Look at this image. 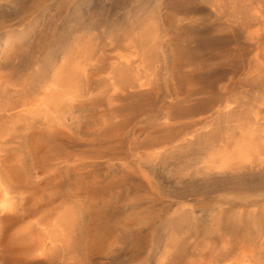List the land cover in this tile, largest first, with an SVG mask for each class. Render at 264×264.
Wrapping results in <instances>:
<instances>
[{
    "label": "bare ground",
    "instance_id": "obj_1",
    "mask_svg": "<svg viewBox=\"0 0 264 264\" xmlns=\"http://www.w3.org/2000/svg\"><path fill=\"white\" fill-rule=\"evenodd\" d=\"M76 48L30 83L0 71V264H143L154 238L151 264H264V130L239 125L237 139L196 169L226 190L164 220L144 201L157 193L153 173L151 180L141 174L146 195L129 179L135 162L154 167L168 150L161 142L183 145L209 131L173 132L175 106L198 90L193 63L172 48L182 84L161 128L141 124L144 111L155 112L151 79L128 80L133 62H145L143 51L124 57ZM192 231L201 241L189 247Z\"/></svg>",
    "mask_w": 264,
    "mask_h": 264
},
{
    "label": "rangeland",
    "instance_id": "obj_2",
    "mask_svg": "<svg viewBox=\"0 0 264 264\" xmlns=\"http://www.w3.org/2000/svg\"><path fill=\"white\" fill-rule=\"evenodd\" d=\"M260 22H264V0H0V71L12 83H30L78 45L124 57L132 50L143 51L145 62L140 67L133 62L137 68L128 69V80L151 79L156 88L155 112L151 117L144 111L141 124L162 128L174 88L182 84L183 69L171 50H177L179 57L185 53L193 63L198 90L188 105L175 106L178 123L173 132L209 131L183 145L161 142L160 150H168L154 167L146 158L140 167L135 162L137 176L129 179L141 183L146 195L150 189L141 174L151 180L153 173L157 193L154 202L144 201L161 211L165 220L181 206L187 215L198 201L226 190L215 185L216 179L196 174V169L213 149L237 139L239 125L264 130V27ZM225 106L233 110L227 112ZM164 135L160 130L161 139ZM262 135L264 140V131ZM133 136L129 133V152ZM261 145L264 152V141ZM200 239L192 231L184 241L191 247ZM155 242V238L148 242L151 254L144 251L143 264L152 263Z\"/></svg>",
    "mask_w": 264,
    "mask_h": 264
}]
</instances>
